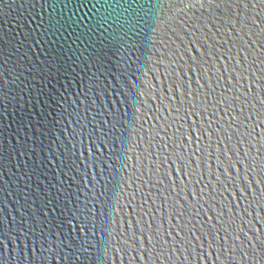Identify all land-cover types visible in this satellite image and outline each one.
<instances>
[{"label":"water","instance_id":"water-1","mask_svg":"<svg viewBox=\"0 0 264 264\" xmlns=\"http://www.w3.org/2000/svg\"><path fill=\"white\" fill-rule=\"evenodd\" d=\"M237 2L0 0V264H264V0Z\"/></svg>","mask_w":264,"mask_h":264},{"label":"snow or ice","instance_id":"snow-or-ice-1","mask_svg":"<svg viewBox=\"0 0 264 264\" xmlns=\"http://www.w3.org/2000/svg\"><path fill=\"white\" fill-rule=\"evenodd\" d=\"M239 6H240V4H239V0H238L237 7H239ZM236 15H237V17H239L241 14L237 13ZM236 23H242V21L237 19ZM204 27L207 28V24H205ZM213 27H215V25H213ZM232 27L235 30V24H232ZM174 34H176L177 39H179L181 41V43H183L184 37L180 36L178 33H174ZM185 34L189 35V36L194 35L195 34V27L193 28V32L192 33H189L187 31V29H185ZM206 35H207V33H206ZM190 42H192V41H190ZM141 95H143V94L141 93ZM221 102H224V101H217V103H221ZM81 103H83V101H81ZM93 103H95V101H93ZM87 111H88V109H85V112H87ZM86 119H87V117H85V120ZM75 122L76 123H80V119H79L78 116L75 118ZM86 127H87V124H81V131L84 128H86ZM93 132H95V129H93ZM105 135H107V133H105ZM90 139H91V137H90ZM141 235H143V233H141ZM169 236H171V233H169ZM132 240H133V243H139L140 242L139 241V237H136V236H133ZM147 242L149 244H152V239L148 238ZM157 243H159V244H161L163 246L164 244L168 243V240H162V241L161 240H157ZM262 243H264V242H262ZM61 244L64 245L65 241L62 240ZM69 245H71V247H75V244H72L71 240H69ZM262 250H264V249H262ZM34 261H35V258H32V260L29 261V264H33ZM38 264H44L43 255L42 254H41L40 258H39Z\"/></svg>","mask_w":264,"mask_h":264}]
</instances>
